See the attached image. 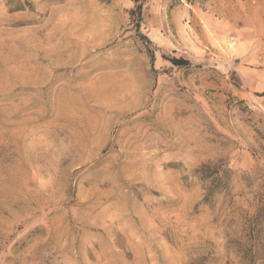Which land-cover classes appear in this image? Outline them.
<instances>
[{
    "label": "rangeland",
    "instance_id": "374dc122",
    "mask_svg": "<svg viewBox=\"0 0 264 264\" xmlns=\"http://www.w3.org/2000/svg\"><path fill=\"white\" fill-rule=\"evenodd\" d=\"M0 264H264V0H0Z\"/></svg>",
    "mask_w": 264,
    "mask_h": 264
}]
</instances>
